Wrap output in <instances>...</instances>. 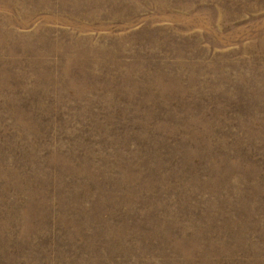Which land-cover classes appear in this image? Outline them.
<instances>
[{
	"label": "rangeland",
	"instance_id": "1",
	"mask_svg": "<svg viewBox=\"0 0 264 264\" xmlns=\"http://www.w3.org/2000/svg\"><path fill=\"white\" fill-rule=\"evenodd\" d=\"M0 264H264V0H0Z\"/></svg>",
	"mask_w": 264,
	"mask_h": 264
}]
</instances>
